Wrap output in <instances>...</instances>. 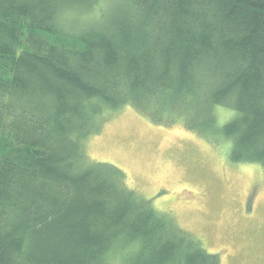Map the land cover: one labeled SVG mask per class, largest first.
<instances>
[{
    "label": "trees",
    "instance_id": "16d2710c",
    "mask_svg": "<svg viewBox=\"0 0 264 264\" xmlns=\"http://www.w3.org/2000/svg\"><path fill=\"white\" fill-rule=\"evenodd\" d=\"M124 106L264 171V0H0V264H220L87 156Z\"/></svg>",
    "mask_w": 264,
    "mask_h": 264
},
{
    "label": "rangeland",
    "instance_id": "374dc122",
    "mask_svg": "<svg viewBox=\"0 0 264 264\" xmlns=\"http://www.w3.org/2000/svg\"><path fill=\"white\" fill-rule=\"evenodd\" d=\"M219 124L235 112L215 107ZM89 159L121 170L127 186L198 239L220 264H264V171L233 163L181 120L156 123L130 106L104 115Z\"/></svg>",
    "mask_w": 264,
    "mask_h": 264
}]
</instances>
